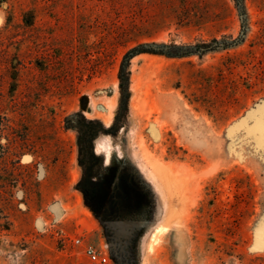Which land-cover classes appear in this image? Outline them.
I'll return each mask as SVG.
<instances>
[{
    "label": "rangeland",
    "instance_id": "1",
    "mask_svg": "<svg viewBox=\"0 0 264 264\" xmlns=\"http://www.w3.org/2000/svg\"><path fill=\"white\" fill-rule=\"evenodd\" d=\"M244 6L0 0V264H102L77 237L105 264H264V0ZM214 39L132 56L120 104L131 48Z\"/></svg>",
    "mask_w": 264,
    "mask_h": 264
},
{
    "label": "trees",
    "instance_id": "2",
    "mask_svg": "<svg viewBox=\"0 0 264 264\" xmlns=\"http://www.w3.org/2000/svg\"><path fill=\"white\" fill-rule=\"evenodd\" d=\"M241 16L245 15V6L244 0H234ZM8 21V20H7ZM1 32V29H0ZM215 46L210 45H200L195 44L194 46H176L175 44L171 47L173 50H168L169 46L165 44H161L156 46L155 44H139L131 48L125 55L124 59L120 65L119 70V79H120V89H121V98L120 104L125 103V101L129 98V91H128V80L130 71L128 69L129 60L135 54H139L142 52H150V53H160V54H167V55H187L194 51V49L201 50V51H208L214 49L218 46V41L216 39L213 40ZM226 45V44H224ZM75 120L76 128L79 132V145H80V152H81V159H90V157H96V154L93 150V141L98 136L99 131L102 128L96 129L94 126V121L86 119L82 113L73 114L72 118ZM83 182L80 181L81 188L84 187L82 185Z\"/></svg>",
    "mask_w": 264,
    "mask_h": 264
},
{
    "label": "built area",
    "instance_id": "3",
    "mask_svg": "<svg viewBox=\"0 0 264 264\" xmlns=\"http://www.w3.org/2000/svg\"><path fill=\"white\" fill-rule=\"evenodd\" d=\"M74 244L82 246L84 254L93 262L105 264L108 261V257L100 251L93 248L91 245L82 244L79 237L72 239Z\"/></svg>",
    "mask_w": 264,
    "mask_h": 264
},
{
    "label": "bare ground",
    "instance_id": "4",
    "mask_svg": "<svg viewBox=\"0 0 264 264\" xmlns=\"http://www.w3.org/2000/svg\"><path fill=\"white\" fill-rule=\"evenodd\" d=\"M158 230H159V229H158ZM158 230H157V231H158ZM153 242H154V241H153Z\"/></svg>",
    "mask_w": 264,
    "mask_h": 264
}]
</instances>
